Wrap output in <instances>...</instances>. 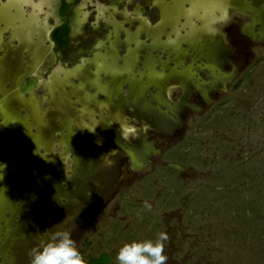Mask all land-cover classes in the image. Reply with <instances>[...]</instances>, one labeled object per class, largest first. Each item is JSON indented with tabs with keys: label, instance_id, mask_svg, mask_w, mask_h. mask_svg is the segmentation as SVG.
Here are the masks:
<instances>
[{
	"label": "rangeland",
	"instance_id": "obj_1",
	"mask_svg": "<svg viewBox=\"0 0 264 264\" xmlns=\"http://www.w3.org/2000/svg\"><path fill=\"white\" fill-rule=\"evenodd\" d=\"M53 1L0 20V264L67 229L106 264L161 232L167 264H264V0H75L57 62Z\"/></svg>",
	"mask_w": 264,
	"mask_h": 264
},
{
	"label": "clouds",
	"instance_id": "obj_2",
	"mask_svg": "<svg viewBox=\"0 0 264 264\" xmlns=\"http://www.w3.org/2000/svg\"><path fill=\"white\" fill-rule=\"evenodd\" d=\"M95 132V130H93ZM121 139L130 141L137 138L139 130L132 123L119 125ZM98 144L102 141H97ZM6 168L0 170V180H3ZM145 208L151 210V204L145 202ZM74 229L56 231L41 241L29 252V264H88L79 251L76 240L72 238ZM169 240L167 233L161 232L155 241L143 240L125 243L116 255L117 264H167L165 242Z\"/></svg>",
	"mask_w": 264,
	"mask_h": 264
},
{
	"label": "water",
	"instance_id": "obj_3",
	"mask_svg": "<svg viewBox=\"0 0 264 264\" xmlns=\"http://www.w3.org/2000/svg\"><path fill=\"white\" fill-rule=\"evenodd\" d=\"M71 4L67 0H59L57 8V18L53 25L46 32V37L51 43L54 55L58 57V52L67 48L72 42L73 25L70 21L69 11ZM39 80L35 76H30L28 80H23L20 85L22 93H32ZM14 164L13 152L9 147H0V170L8 169Z\"/></svg>",
	"mask_w": 264,
	"mask_h": 264
},
{
	"label": "flooded vegetation",
	"instance_id": "obj_4",
	"mask_svg": "<svg viewBox=\"0 0 264 264\" xmlns=\"http://www.w3.org/2000/svg\"><path fill=\"white\" fill-rule=\"evenodd\" d=\"M26 1L27 0H0V20L3 19L2 21L5 22V20H7L11 16L15 15V13L17 15L18 11L25 10ZM54 1H55V3H54ZM54 1L52 2V4H55L54 5L53 13H54L55 17L57 18V8L59 6V0H54ZM67 1L71 4V10L69 11V14L71 16L70 17L71 24L73 25V23H74V17H75V14H76V1L75 0H67ZM0 29H1V26H0ZM50 51L54 55V52L51 49V43H50ZM58 54H59V52H58ZM1 64H2V66H1L2 68L0 70V78L2 79L4 77L6 79V77H8L7 73L11 72L10 66H9V62L6 63V62H4V59H3V63H1ZM19 72L20 71H16V74L19 73ZM12 73H15V72H12ZM20 74H18V75H20ZM30 76H35V75L33 73H30L28 75H24L23 76V74H22V76L21 77L19 76L20 78H17L16 79L17 81H15L13 83V86H12L13 88H11L10 91H13L14 92V95L16 94V96L10 95L9 96L10 98H8L10 100L9 103H8L9 104L8 106L11 107V109L12 108L18 109V108L23 107L22 98H26L27 96L31 95L35 91L34 90L32 93H26V94H24V93H22V91L20 89L21 82L23 80H28V78ZM0 83H3V82H0ZM8 99L4 100V102H7ZM0 107H2V105H0ZM1 114H4V110L1 111Z\"/></svg>",
	"mask_w": 264,
	"mask_h": 264
},
{
	"label": "trees",
	"instance_id": "obj_5",
	"mask_svg": "<svg viewBox=\"0 0 264 264\" xmlns=\"http://www.w3.org/2000/svg\"><path fill=\"white\" fill-rule=\"evenodd\" d=\"M109 256L106 253H102L98 257H92L88 261V264H106Z\"/></svg>",
	"mask_w": 264,
	"mask_h": 264
}]
</instances>
